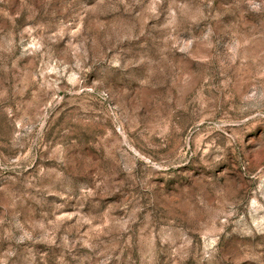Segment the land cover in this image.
<instances>
[{"label":"rangeland","instance_id":"374dc122","mask_svg":"<svg viewBox=\"0 0 264 264\" xmlns=\"http://www.w3.org/2000/svg\"><path fill=\"white\" fill-rule=\"evenodd\" d=\"M0 264H264V0H0Z\"/></svg>","mask_w":264,"mask_h":264}]
</instances>
